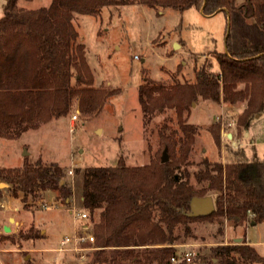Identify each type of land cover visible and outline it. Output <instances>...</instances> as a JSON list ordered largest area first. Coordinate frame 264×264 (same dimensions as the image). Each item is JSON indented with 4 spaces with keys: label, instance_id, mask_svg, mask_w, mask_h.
I'll return each mask as SVG.
<instances>
[{
    "label": "trees",
    "instance_id": "trees-1",
    "mask_svg": "<svg viewBox=\"0 0 264 264\" xmlns=\"http://www.w3.org/2000/svg\"><path fill=\"white\" fill-rule=\"evenodd\" d=\"M17 1L3 0L0 16V138L7 140L66 118L74 99L79 115L92 117L118 93V89L91 87L85 47L78 43L73 24L75 14L96 16L103 8L139 3L176 11L195 8L206 16L220 11L226 16V53L209 55L218 71L204 60L195 67L194 82L166 85L145 80L137 89L146 121L164 110L176 114L179 132L164 131L160 136L168 160L162 164L157 155L147 165L130 167L119 158L115 166L75 171L82 173V210L89 215L96 248L88 264H194V260L171 261L177 245L195 238L190 224L216 218L234 228L264 224V161H248L242 148L227 151L231 163L203 158L191 172L188 161L198 131L188 117L199 99L212 104L245 102L237 118L238 132L248 131L256 116L264 113V0L242 4L237 0H51L49 6L31 10L19 8ZM74 73L78 86L71 84ZM82 84L86 87L80 88ZM209 129L220 147V123ZM0 183L8 185L13 197L21 194L24 202L55 191L68 204L72 195L63 169L40 159L33 163L24 159L19 168L0 169ZM206 196L214 199V212L189 217L191 199ZM32 231L23 238L40 236V231L39 235ZM211 253L217 264H264V256L244 241L218 245Z\"/></svg>",
    "mask_w": 264,
    "mask_h": 264
},
{
    "label": "rangeland",
    "instance_id": "rangeland-1",
    "mask_svg": "<svg viewBox=\"0 0 264 264\" xmlns=\"http://www.w3.org/2000/svg\"><path fill=\"white\" fill-rule=\"evenodd\" d=\"M50 2L18 0L17 4L19 8L31 10L47 7ZM2 8L3 0H0V16ZM73 24L79 35L78 43L85 47V59L92 75L91 87L118 89V93L92 117L80 116L78 100L74 99L66 118L26 131L17 140L0 138V169L19 168L24 159L31 163L37 159L44 163L55 162L63 169L64 181L72 190L66 204L57 198L55 191L43 192L36 199L28 197L24 202L21 194L17 198L11 195L7 184L0 187V264H88L95 250L87 251L83 260L75 253L56 250L63 237L73 233L75 213L83 211L82 173L75 171L115 166L119 158L133 167L147 165L157 155L161 157L164 151L160 147L161 133L179 132L176 114L164 110L146 121L137 98L138 87L145 80L166 85L194 82L196 65L209 60L216 72L219 66L209 55L212 51H225L226 16L220 11L206 16L195 8L176 11L134 3L103 8L96 16L75 14ZM76 74L71 84L78 86ZM244 104H212L202 99L192 104L188 123L195 125L198 131L188 160L191 172L198 168L203 158L233 162L227 153L231 148H242L250 161H264V113L252 121L245 137V133L237 129V118L242 113L240 107ZM76 111L77 119L72 120ZM218 122L220 147L216 146L209 129ZM230 132L235 135L236 143L225 136ZM97 220L96 215L94 222ZM87 224L92 227L91 223ZM4 225L8 226V232L3 231ZM257 226L250 230L248 239L264 242V224ZM190 228L195 238L177 245V253L195 252L194 264H217L212 260L211 249L232 244L229 239H223L224 220H200L190 224ZM236 229L227 228L229 236L241 232ZM31 230L38 235L41 231L40 236L24 239ZM258 253L264 256V246L258 247Z\"/></svg>",
    "mask_w": 264,
    "mask_h": 264
},
{
    "label": "built area",
    "instance_id": "built-area-1",
    "mask_svg": "<svg viewBox=\"0 0 264 264\" xmlns=\"http://www.w3.org/2000/svg\"><path fill=\"white\" fill-rule=\"evenodd\" d=\"M78 112L76 111L71 117L72 120L77 119ZM75 222L84 223L83 225H78L77 229L74 230L72 234L69 236H64L60 241V245L58 249L59 252L66 253H75L78 255L80 260L86 258V252L89 250H96L93 246L94 236L89 228V215L86 211L75 213ZM195 256V252L184 251V253H176L175 256L171 258L173 263H180L182 261L192 262L193 257Z\"/></svg>",
    "mask_w": 264,
    "mask_h": 264
},
{
    "label": "crops",
    "instance_id": "crops-1",
    "mask_svg": "<svg viewBox=\"0 0 264 264\" xmlns=\"http://www.w3.org/2000/svg\"><path fill=\"white\" fill-rule=\"evenodd\" d=\"M245 0H237V2L239 3V4H242L243 2H244ZM241 108V111L244 109V105L243 106H241L240 107ZM239 113H241V112H239ZM260 117V115L258 116V117H256V118H259ZM251 125V124H250ZM249 130V129H248ZM246 135H248V131H246L245 132V134H244V136L246 137ZM226 137H227V139L228 140H231L230 142H232V143H236V141L235 140H233V137L235 136L232 132H230V133H227L226 135H225ZM246 157V156H245ZM248 161H250L248 158H246ZM252 161V160H251ZM253 162H255V161H253ZM263 162V161H262ZM258 224H253V223H249V225H247L245 228H237L236 230H241V232H235V234L233 235V236H229V232H228V230L230 229V228H232V227H230V225L226 222V221H224V227H225V230H224V236H223V239L225 240V241H227L228 239L230 240V241H232V244L234 243V244H237V243H235V241L237 240V239H240L241 241H240V243L242 244V242L244 241V243H246L247 245H251V246H253L255 249H256V251H257V253H258V247L259 246H264V242H259V241H254V240H251V239H248V235H249V232H250V230L252 229V228H257L258 226H257ZM5 226V225H4ZM3 226V227H4ZM77 227H78V224L74 221L73 222V232H74V230L75 229H77ZM227 228H228V230H227ZM235 230V231H236ZM41 232V231H40ZM227 245H231V243L230 244H227ZM259 254V253H258ZM260 255V254H259ZM261 256V255H260ZM212 260H214V262L216 263L217 262V260H215V258L214 259H212Z\"/></svg>",
    "mask_w": 264,
    "mask_h": 264
},
{
    "label": "water",
    "instance_id": "water-1",
    "mask_svg": "<svg viewBox=\"0 0 264 264\" xmlns=\"http://www.w3.org/2000/svg\"><path fill=\"white\" fill-rule=\"evenodd\" d=\"M227 29H228V24H227ZM174 47H177V45L174 44ZM224 52L226 53V47ZM167 160H168V154H167V148H165L160 157V163L164 164ZM3 185L6 186V184H0V187H2ZM189 212L190 213L188 214V216L193 218H197L199 216H208L212 214L214 212V203L212 197L206 196V197L192 198L190 201ZM3 231L8 232L9 231L8 226H4ZM240 241H241L240 239H237L235 243L240 244ZM25 259H27V257Z\"/></svg>",
    "mask_w": 264,
    "mask_h": 264
}]
</instances>
